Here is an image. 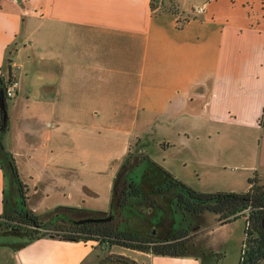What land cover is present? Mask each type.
<instances>
[{
	"label": "crops",
	"instance_id": "crops-1",
	"mask_svg": "<svg viewBox=\"0 0 264 264\" xmlns=\"http://www.w3.org/2000/svg\"><path fill=\"white\" fill-rule=\"evenodd\" d=\"M7 1L4 5L0 0V74H5V59L14 44L15 56L20 53L22 61L11 58L12 74L19 75L21 86L8 100L9 127L3 143L27 185L28 207L39 217L55 210L48 218L52 224L68 225L66 220L77 214L70 208L110 210L115 180L110 182V205L102 207L93 203L100 197L99 189L82 169L106 168L115 161L121 167L134 149L135 135L170 130L181 134L186 132L182 120L202 114L212 121L240 119L260 126L264 0H164L155 10L152 0ZM198 6H204V12L197 13ZM137 141L136 145L142 143L140 137ZM23 166L32 169L23 171ZM60 169L68 171L63 174ZM69 173L73 177L66 176ZM7 186L0 164V214L5 211ZM192 187L201 192L236 191ZM53 193L59 195L56 203L39 211L37 196ZM216 216L215 228L238 220L245 223L244 217L224 223ZM210 228L195 226L198 252L168 256L136 251L143 259L135 260L217 264L223 253L208 242ZM15 237L0 242V264L5 256L16 264L99 260L96 241L47 236L24 244Z\"/></svg>",
	"mask_w": 264,
	"mask_h": 264
},
{
	"label": "rangeland",
	"instance_id": "rangeland-1",
	"mask_svg": "<svg viewBox=\"0 0 264 264\" xmlns=\"http://www.w3.org/2000/svg\"><path fill=\"white\" fill-rule=\"evenodd\" d=\"M7 3L8 1L4 0V5ZM198 7L195 8V11H197ZM18 41L22 43L21 38H19ZM16 47L15 44L11 46L9 54L5 59V65L3 67L5 68L4 76L6 80L8 78V68L9 65H11V58L14 57L19 63L22 61V55L20 53L18 56H15ZM136 58V56L133 57L132 73H134V67L136 66ZM17 70H19V67H16V73ZM14 77L16 80L20 81L18 74H15ZM182 121V129L186 132H181V134H177V131L173 132L170 130L168 134L160 133L149 136L145 134L134 136L136 140L132 144L134 146L132 152L135 156L128 159V163L132 166L130 169L135 179L138 180L141 178L144 168L148 166L146 160L142 159V156H145L147 153L153 160L155 159L168 167L170 169V171H168L172 173V175L173 173L175 175H180L187 181L186 183L197 188L230 189L232 187L236 192H245L250 188V178L258 177L260 183L264 182V122L259 126L257 124H246L240 119L228 120L223 118L218 121H212L206 114H202L198 118ZM117 136L118 135L115 134V138L118 140ZM139 137L142 139V143L136 145ZM140 147H142L144 151H139ZM111 153H113V151H111ZM121 155H123V153ZM150 168L151 167L148 169ZM24 169L31 170L32 168L23 166V171ZM84 169H87V171L83 173L84 177L89 180L92 179L95 186L99 189L100 197H94L92 201L102 207L110 205V182L113 183L118 174L122 172L125 176L131 173L129 172L130 169L127 171V168H123V166L120 167L118 161L111 163L110 166L106 168L104 166L93 165L90 167L83 166L82 170ZM60 171L64 174L68 170L60 169ZM68 175L72 174L69 173L66 176ZM175 175L174 177H177ZM124 178L125 177H123L122 181ZM145 184L148 185V183ZM7 189L8 195L11 196L12 184L10 185L9 182ZM15 190L16 187L13 186V191ZM72 192L73 194L69 197L73 199L76 194V188H74ZM58 193H60L61 196L64 194H62V192ZM56 196L59 195L53 193L46 198L37 196L38 202L41 203L39 204V211H44L42 210L43 208L56 203ZM61 200L67 201L66 198H62ZM10 203L13 205L14 199L11 200ZM129 204L131 203L129 202ZM148 207L149 204H146V202L142 205L137 200V202L135 201V203H133V207L130 208V211H126L133 216L130 219L132 227L135 226L145 229L150 224L149 221L151 218L158 214L157 217L154 218L155 222L150 224L155 226L153 229L156 232L152 230L153 235L157 234L158 237L165 238L168 228L172 227V223L175 224L174 227L178 228L189 227L192 231V235L188 241H185L186 250L187 252H198L199 247L194 245L197 242L198 233L193 231L196 225L202 226L206 224V227H211L210 230H208V242L211 246L216 247L218 251L223 253L222 257L217 260V264H240L241 252L245 239V223L243 221L238 220L234 224L217 226V228H215L214 223L217 216L213 212H205L206 215L202 218L192 214L183 215L178 210L176 212L175 209L177 208L174 209L172 206L162 208L160 202L157 208H154L151 212L148 210ZM161 209L163 210L161 211ZM8 212L10 215L16 216V213L14 214L12 209H9ZM54 213L55 210L40 216L41 221L51 224L48 218ZM128 214L126 215L130 216ZM142 214L146 215L144 217L147 218H144ZM4 221L5 218H0V232L3 235L0 236V242L7 243L12 241V238L10 239L8 238L9 236H5L3 231L7 230V233H10L14 227H19L20 223L14 220L8 226ZM50 227L48 233L55 235L66 234L69 231L68 225L63 223H54ZM148 231H150V229ZM28 232L35 231L30 229ZM15 238L16 239L13 240H19V242L21 240L26 241L27 239L25 237ZM136 251L139 250L128 249L118 245L111 248V252L115 254H122L134 260L143 259V257L139 255L140 253L138 254ZM2 262L1 264H16L13 263L15 261L9 256L2 257ZM260 264H264V261H261Z\"/></svg>",
	"mask_w": 264,
	"mask_h": 264
},
{
	"label": "trees",
	"instance_id": "trees-1",
	"mask_svg": "<svg viewBox=\"0 0 264 264\" xmlns=\"http://www.w3.org/2000/svg\"><path fill=\"white\" fill-rule=\"evenodd\" d=\"M163 1L164 0H152V9L155 10L162 5L161 3H163ZM174 7L172 3L170 8ZM13 77L14 75L12 74L10 65L8 68L7 80L4 74H0V91H3L5 94L7 109L9 98L6 95V88ZM263 122L264 115L260 124ZM8 127L9 116L5 119L4 111L0 107V164L7 177V181H10L12 184L11 196L8 195L7 188L4 190L5 211L0 214V218H6L7 220L12 219V216L8 212L9 209H12V211H14L13 213H16V216H19L23 226H20V230H17L20 232L16 231V233L13 231L12 233L24 235V237L27 238L24 244L47 236H54L62 240L71 241H96L97 245L94 247V253L95 256L99 258L97 264H142L128 256L111 252V248L115 245L143 252H152L159 255L182 256L187 253L185 241L182 238L188 236L190 231H185L183 233L179 232V234H175L172 238L158 239L154 236L133 231L132 229H120L113 221L79 223L76 220H80L83 217L100 216L91 210L81 208H70L72 211L79 213V217L66 220L69 223L68 233L62 235L48 233L52 223L47 224L42 222L40 217L28 207L26 195L27 185L22 181L15 160L11 153L6 150L3 143V136L8 130ZM132 156H134L133 152L129 151L124 159L123 168H127V171L132 167L128 163V159ZM4 159L9 163L10 169L6 166ZM142 159L146 160L148 164L144 170L146 182L150 180H166L165 185L168 187L178 186L182 189L184 195H186L187 198L184 199L183 196L179 194L177 204L174 202L176 207L175 205L173 206V202L168 204L169 207L172 206L174 209L177 208L181 213L183 211H189L195 215L213 212L218 214L219 219L224 223L244 217L245 239L241 252L240 264H260L261 261H264V182L260 183L258 177L250 178V188L245 192H201L174 177L172 173L151 159L149 155L142 156ZM149 167L151 168L148 169ZM129 172H132V170L130 169ZM123 176L122 172L118 174L115 179L112 205H117V207H125L128 205L131 208L133 206L129 204V198L140 196L142 194L140 193L141 186L135 187L133 182L129 181L131 190L128 191L125 186V180L122 181ZM13 186L16 187L15 191H13ZM121 186L122 188H120ZM144 197L148 203L154 206L153 202H151L147 196ZM13 199L14 204L12 205L10 202ZM163 201L169 203L166 199ZM162 210L163 209H161V211ZM58 214L60 213L58 212ZM113 217L115 218V216ZM15 220H17V218ZM30 229L35 232H28Z\"/></svg>",
	"mask_w": 264,
	"mask_h": 264
},
{
	"label": "flooded vegetation",
	"instance_id": "flooded-vegetation-1",
	"mask_svg": "<svg viewBox=\"0 0 264 264\" xmlns=\"http://www.w3.org/2000/svg\"><path fill=\"white\" fill-rule=\"evenodd\" d=\"M8 79V78H7ZM132 151V150H131ZM144 151V150H143ZM142 152V151H141ZM146 153V152H145ZM145 155H148L147 153ZM135 156V155H134ZM152 159V158H151ZM155 161V160H154ZM124 162V161H123ZM157 162V161H156ZM158 163V162H157ZM161 165V164H160ZM123 166V163L122 165ZM145 170V168H144ZM125 177L124 180H125V186H126V189L129 191L131 190V186H130V183L129 181H132L133 182V185L136 187V186H141V191L140 193H142L140 196L138 197H130L129 198V202L131 203L130 205L133 206V203H135V201L137 202H140V204L143 205V203L146 202V204H149V208L151 207L152 209L150 210V212L155 208H157L158 206V203L160 202L161 205H162V208H165L168 206V204H170V202H173V206L175 205L176 207V204H177V199H178V196L179 194L183 196L184 199H186V195H184L182 189L180 187H168L166 184V180H150L149 182H146L145 181V176H144V171L141 175V178H139L138 180L135 179V176H133L132 172L130 174H128V176H123ZM177 178V177H176ZM127 179V180H126ZM182 181V180H181ZM184 182V181H183ZM145 183H148V185H146ZM186 183V182H184ZM145 184V185H144ZM187 184V183H186ZM189 185V184H187ZM190 186V185H189ZM124 187V186H123ZM192 187V186H190ZM122 188V186L120 187ZM193 188V187H192ZM195 189V188H194ZM199 191V190H198ZM146 194V195H145ZM144 196H147L151 202H153L154 206L151 205V203H148V201H146L145 197ZM167 200L169 201V203H167L166 201H163V200ZM143 202V203H141ZM176 204H175V203ZM148 208V210H149ZM89 210V209H87ZM93 211L95 214L97 215H100L98 217H104V216H111L112 218L108 221H113V223L118 226L120 229H132L133 231H138L142 234H146V235H150V236H154L158 239H165V238H172L175 234H179V232H185V231H190L189 232V235L186 236V237H183L182 239L184 241H188L191 237V229L189 227H181V228H178V227H174L175 224L172 223V227H169L166 234L167 236L165 238L163 237H158L157 234L156 235H153L152 233V230L154 231V227L153 225H150L152 224L154 221V218L157 217V215H154L153 218H151V220L149 221L150 224L145 228V229H141L140 227H135L130 224V219L131 217H133L131 214H128L126 211H130V206H125V207H117L116 206H113L112 203H111V207H110V210L107 211V212H99V211H95V210H91ZM175 211L177 212V209H175ZM179 211V210H178ZM111 214V215H110ZM126 214L130 215V216H127ZM183 215H187V214H192L190 213L189 211H183L182 212ZM143 215V214H142ZM194 216H198L200 217L201 215H195V214H192ZM12 216V215H11ZM115 216V218L113 217ZM146 216V215H143V217ZM79 217V213L75 214V217L73 218H78ZM130 217V218H129ZM151 217V216H150ZM17 218V221L20 223L19 227H14V229L10 232V233H7V230L6 231H3V234H5V236H9L8 238H10L11 236H17L19 238H23L24 235H20V234H13L12 232H16L17 230H20V226H23L21 224V219L19 218V216H12V219H9L7 220L5 218V221L4 223L6 225L9 226L10 223H12V221H14L15 219ZM84 218H89V217H83L82 219ZM144 218H147V217H144ZM143 218V219H144ZM81 220V219H80ZM77 221V220H76ZM102 222H107V221H102ZM94 223H98V222H94ZM130 224V225H129ZM197 226V225H196ZM16 229V230H15ZM150 229V231H148ZM142 230H144L145 232H142ZM17 232H20V231H17ZM16 232V233H17ZM156 232V231H154ZM170 232V233H169ZM169 233V234H168ZM1 234V232H0ZM179 236V235H178ZM187 238V239H186Z\"/></svg>",
	"mask_w": 264,
	"mask_h": 264
},
{
	"label": "water",
	"instance_id": "water-1",
	"mask_svg": "<svg viewBox=\"0 0 264 264\" xmlns=\"http://www.w3.org/2000/svg\"><path fill=\"white\" fill-rule=\"evenodd\" d=\"M0 107L3 109L4 111V118L7 119L8 117V109H7V104H6V100H5V94L3 91H0ZM5 160V164L8 167V169H10V165L9 163ZM11 171V170H9ZM119 179V178H118ZM11 185V182L8 181ZM112 217L111 216H104V217H89V218H84L81 220H77V222L79 223H84V222H102V221H108L110 220Z\"/></svg>",
	"mask_w": 264,
	"mask_h": 264
},
{
	"label": "built area",
	"instance_id": "built-area-1",
	"mask_svg": "<svg viewBox=\"0 0 264 264\" xmlns=\"http://www.w3.org/2000/svg\"><path fill=\"white\" fill-rule=\"evenodd\" d=\"M204 10H205V7L204 6H199L198 8H197V13H202V12H204ZM19 87H20V81L19 80H16L15 79V77H13L10 81H9V83H8V85H7V88H6V95H7V97L8 98H14L15 97V95H16V92H17V90L19 89Z\"/></svg>",
	"mask_w": 264,
	"mask_h": 264
}]
</instances>
